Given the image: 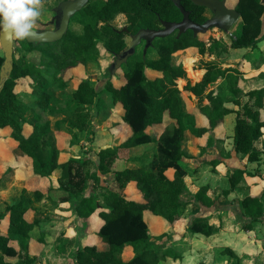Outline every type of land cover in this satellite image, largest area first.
<instances>
[{
    "label": "trees",
    "instance_id": "16d2710c",
    "mask_svg": "<svg viewBox=\"0 0 264 264\" xmlns=\"http://www.w3.org/2000/svg\"><path fill=\"white\" fill-rule=\"evenodd\" d=\"M181 2L194 21L202 23L209 17L207 11L212 14L210 9L196 5L191 0ZM235 8L241 12L243 19L235 34L224 31V37H211L210 41L200 35L195 36L192 29L180 36L175 31L154 39L146 53L144 50L137 53L136 50L127 60L131 65L124 70L121 85L118 86L109 79L98 89L88 78L81 80L72 93L70 129L86 131L91 128L92 116L86 109L102 96L106 99L112 97L113 107L121 105L124 109L123 121L131 129V134L125 141L99 148V162L86 156H72L59 161L58 150L48 148L51 123L42 121L35 107L20 97L17 90L19 81L30 77L33 84L31 93L36 95V103L46 107L51 96L47 86L51 84L44 71L55 77L58 74L60 87L65 88L72 78L66 77L70 69L85 66L99 58L102 41H105L103 47H107L108 52L120 53L128 46L127 35L136 33L141 28H160L161 20H182L180 8L172 0H90L71 18L69 29L61 40L34 43L26 38L16 39L13 69L0 92V130L11 129L10 135L18 141L19 152L32 158L35 175L42 178L53 177L57 172L58 184L46 189L30 190L25 187L32 191L33 196L24 193L19 201L7 205L9 225L7 231L0 230V264L35 263L37 256L31 252V232L40 222L35 217L30 219L29 212L35 209V202L58 193L57 201L61 203L76 200L75 210L80 217L90 216L99 207L103 208L100 215L104 223L98 232L99 241L77 250L75 257L78 264H158L170 254L175 258L180 257L170 249L162 252L153 249L145 211L149 210L152 214L175 223L191 202H198L206 208L212 206L209 185L201 186L189 198L184 197L189 191L187 169L183 162L189 152L183 147L184 141L203 136L218 127L227 114L236 112L235 150L247 154L250 161H257L264 154V120L260 112L264 88L249 91L247 95L254 99L253 103L248 101L240 110H233L226 107L225 102L234 100L240 103V99L236 98L240 92L236 69L224 68L216 58L202 57L198 62L200 68L205 69L201 80L195 84L188 81L180 89L178 79L186 78L187 71L183 64H173V54L190 47L198 48L200 54L208 52L210 55H220L221 51L224 52L229 47L256 46L264 31V1L238 0ZM120 14L127 17L128 31H118L112 24ZM73 26L78 28L77 31ZM226 36L230 37L229 42L226 41ZM141 44L145 45V41ZM150 48L156 51V57L147 56ZM33 50L42 52L39 63L26 55ZM4 60L5 56L0 54V70ZM148 70L159 72L160 75L150 78ZM220 78L223 79L221 89L215 91L211 85ZM192 94L198 99L197 109L189 108L186 96L191 97ZM197 112L208 118V126L198 124ZM156 125H163V130L149 132ZM26 126H31V131L28 132ZM259 139L260 150L254 148ZM213 141L214 138L210 136L208 145ZM150 142L156 144L154 159L145 161L130 156L129 152L133 147ZM15 153L19 156L16 149ZM123 154H128L125 155L128 163L137 165L115 169L117 159L122 158ZM209 162L220 163L219 159ZM170 168L175 169L173 178L167 175ZM107 173H113L120 190L101 184V174ZM252 175L245 168L235 169L229 174L231 188L223 189L222 194L228 195L242 180L248 181ZM7 177L4 176L2 183L9 181ZM90 180L104 189L101 199L98 193L86 194ZM133 181L140 190L142 201L130 199L123 193V189ZM240 204L243 214L251 218L243 226L249 230L253 221H259L263 217L262 197L247 195ZM3 218L4 215H0V223ZM189 229L193 233L208 236L214 232V227L204 217H195ZM127 247H131L135 253L129 260H125L123 255ZM224 252L236 255L230 248H226ZM16 259L18 260L14 261Z\"/></svg>",
    "mask_w": 264,
    "mask_h": 264
},
{
    "label": "rangeland",
    "instance_id": "374dc122",
    "mask_svg": "<svg viewBox=\"0 0 264 264\" xmlns=\"http://www.w3.org/2000/svg\"><path fill=\"white\" fill-rule=\"evenodd\" d=\"M238 0H228L227 5L229 7L234 8L236 6ZM60 0H43L42 7L40 10L44 12H48V10L56 7L59 4ZM207 15L209 12H206ZM52 18H50L49 27H53ZM242 17L235 23V25L227 32V34H235L242 22ZM112 24L121 29L124 26H127V17L123 14L118 15L113 21ZM36 28V27H35ZM75 26H73V29ZM77 31V27L75 28ZM224 30H220L218 28H213L208 30L206 33H200L199 35L206 40L211 41V37H224L223 36ZM227 37V36H226ZM226 41H230V37L225 38ZM131 40L130 35L126 36V41L129 43ZM105 44V41H102ZM209 43V42H208ZM102 43L101 48V55L96 61H90L85 66H79L76 68H72L66 74V77H72L71 80L68 82L65 88L60 87L59 82V75L57 74L56 77L47 74L45 71L43 72L45 77L49 80L51 85H48V90L51 93L49 102L46 107L39 106L36 103V95L32 92L33 84L30 77L23 78L19 81L17 90L20 93V97L23 98L25 101H28L35 107V110L38 114L41 115L42 121H50L51 128L48 133V141H49V149H57L59 152V161H65L70 157H84L90 158L96 162H99V156L97 155L99 148L103 145L110 144L116 145L125 141L131 134V129L127 123L123 121V113L124 109L121 105L116 107L112 106L113 98L106 99L105 96L101 98H97L93 104L88 105L86 112L91 114L92 118V125L91 128L86 131H78L77 129H70L69 128V121L71 119V100H72V93L73 90L76 89L78 84L81 80L88 78L91 83H93L98 89H101L105 83L111 79L116 85H121L124 81V70L131 65V62H123L122 65H116V56L107 51V47H103ZM17 46V42L15 40L14 45V53L15 48ZM143 44H141L137 48V53H141L144 50ZM151 49V48H150ZM147 53L148 57H156L157 53L155 50H150ZM229 49V48H228ZM221 51L220 54H213L206 52L205 54H200L198 48L190 47L181 51H178L173 54V64H183V67L187 71L186 78H179L178 84L180 89H183L188 81L195 84L201 80L203 69L199 66V59L200 58H216L221 64L222 59L221 57L228 52ZM218 51V50H216ZM223 52V53H222ZM0 54L4 55V49L1 45L0 41ZM29 59L39 63L41 61L42 52L39 50H33L26 54ZM192 57V58H191ZM191 61L192 67L194 71H189L186 67V64ZM223 66V65H222ZM240 72L242 65L240 63H235L234 66H231ZM201 73V74H200ZM197 74V75H196ZM148 75L150 78H155L160 75L159 72H155L152 70H148ZM221 78L218 79L215 83L211 85L215 91H219L221 89ZM29 94L31 96H29ZM187 102L189 108L197 109L198 99L195 96L187 97ZM208 101V100H205ZM207 123L202 119L199 121V125ZM164 126H157L155 129H150L149 131L155 133V131L160 132L163 130ZM31 126H26V130L29 132L31 131ZM11 129L6 128L0 130V215H4L0 223V230L6 231L8 225V217L9 214L6 211V207L8 204L15 203L19 201L24 193H29L32 195L33 189L41 188L46 189L48 186L57 185V172L53 177H39L34 174V167H33V160L26 154L19 152L17 149L18 141L15 140L10 135ZM215 139H216V132L212 131ZM207 135L203 138L194 139L193 141L187 139L183 143V147L186 151L189 152L188 156L183 158L184 163L187 167V176L186 181L192 185L188 186V190L185 194V198H189L191 193H194L197 188L194 187L197 185V180L200 182H204L207 180V177L211 174L213 175L214 172L219 174L220 163L214 164L209 162L208 160H204L203 153L199 154V150L195 148V143L205 142L207 139ZM214 142V141H213ZM213 144V143H212ZM212 144L208 145V147L212 146ZM260 144L259 140L256 143V147ZM17 150L19 156L16 155L15 150ZM207 149V148H206ZM216 152V149H213ZM206 151V150H205ZM191 152V153H190ZM212 152L209 156L210 159H217L216 157L219 156V153ZM193 153V154H192ZM194 153L198 154L195 155ZM131 157H139L145 161H151L154 159L156 155V144L155 142L149 144H141L129 152ZM128 155V154H125ZM125 155L118 160V163L115 164V169H121L126 166H136L135 164L128 163L125 160ZM200 156V157H199ZM202 156V157H201ZM207 158V159H209ZM219 159V158H218ZM220 161V159H219ZM264 161V155L260 159V163ZM258 169V168H256ZM261 169L259 168V171ZM214 171V172H213ZM227 176H229V172ZM171 173V172H170ZM223 174V173H221ZM262 174V172H261ZM9 175L12 177L9 178ZM4 176H8L7 179L9 181L3 182L2 179ZM226 176V174H225ZM219 177L221 175L219 174ZM217 179V178H216ZM101 184L108 186L110 188L120 190L119 185L114 180L113 173L101 174ZM6 181V180H5ZM230 181V179H229ZM195 185V186H194ZM231 186V183H230ZM28 188L30 190L25 189ZM195 189V191H193ZM104 189L95 184L93 180L89 181L88 189L86 190V194L89 193H98L99 198L101 199V195ZM124 191V189H123ZM133 191L129 193V195L134 196L135 199H140L139 194H133ZM134 193H136L134 191ZM59 195V193H58ZM58 195H51L45 196L43 200L39 202H35V209L29 212V218L35 217L39 220V225L32 230L31 235L35 238V240L43 242L49 241L50 244L48 245L49 252L55 251V247L52 245L58 243V240L65 233H70V227L76 228L78 222H84L77 218L76 216V200H71L68 202H59L57 201ZM141 200V199H140ZM197 205H200L198 202H193ZM189 206V205H187ZM202 206V205H201ZM192 207V208H191ZM196 206H190V211L194 209V212L198 210L195 208ZM147 217V224L148 230L151 234V245L153 249L162 250L166 247H170L173 244V239L178 238L180 236L179 229H183L186 226V220L180 222L179 226L175 228V223H169L158 216L152 214L151 211H145ZM148 215V216H147ZM152 215V216H150ZM193 215V214H192ZM193 219V218H192ZM191 219L189 220V222ZM244 226V224H242ZM178 229V230H177ZM94 237V236H93ZM88 239H92V236H89ZM18 246L17 244H15ZM76 249V248H75ZM74 249V250H75ZM70 249H66L63 253L62 257H66V262L73 264L72 259L69 258ZM43 252V251H41ZM41 252L37 251V255H40ZM45 252V251H44ZM56 252V251H55ZM40 253V254H39ZM57 253V252H56ZM130 255V253H128ZM236 256V255H233ZM69 258V259H68ZM174 258V257H173ZM175 259V260H174ZM171 259L170 256L164 258V262H160L159 264H177V259ZM18 259L14 260L17 261ZM60 260H55L54 264H57ZM235 263V262H234ZM34 264H38L35 262Z\"/></svg>",
    "mask_w": 264,
    "mask_h": 264
},
{
    "label": "crops",
    "instance_id": "0c3cea01",
    "mask_svg": "<svg viewBox=\"0 0 264 264\" xmlns=\"http://www.w3.org/2000/svg\"><path fill=\"white\" fill-rule=\"evenodd\" d=\"M56 7L48 10V12L40 10L41 14L36 22L35 27H49L48 25L51 21L50 18H54ZM221 59L223 60L222 65L224 68L234 66L235 63H240L242 65L240 72L237 73L239 76L238 87L240 88V92L238 93V95H236V98L240 99V103H236L234 102V100H228L225 102V106L233 110H240L248 101L250 104H252L254 99H250L247 93L253 89L264 88V31L261 40L257 43L256 46L242 48L229 47L228 52H226L221 57ZM202 72L205 73V69H203ZM222 81L223 79H221L220 82ZM192 95L195 96L194 94ZM260 112L261 118L264 120V98L262 108H260ZM196 118L198 124L199 121H202L203 119L207 123H204L202 125H209L208 118L203 113L197 112ZM236 118V112L227 114L224 118V121L218 127L206 133L208 135L205 142L198 141V143H195L194 145L195 148L199 150V154L203 153L204 160L206 161L212 160L209 158V156L212 152H215L213 149H216V152L219 153V156L216 158L220 159L219 174L221 175V177H219V174L213 171L214 174H211V176L209 175L206 181L200 182L199 180H197V182H195L197 183V185H194V188L196 189L198 187L197 190L203 185H209L210 189L208 193L213 198L212 206L206 208L193 202L189 203V206H187L182 217L176 221L175 228L176 226L178 227L179 224H181L180 222L186 220V226L183 229H179L180 236L173 239V244L170 245L169 248L166 247L165 250L156 249L160 252L170 249L171 251L180 255V257L176 258L177 264L264 263V214L261 220L252 222L251 229L246 230L243 228L242 224L250 221L251 218L243 214V210L240 204V201L247 195L260 196L262 197L264 203V161L262 163L259 162L264 154H261L260 159L257 161H250L248 160L247 154L237 152L235 150L234 135ZM157 126L161 125H156L151 129H155L157 128ZM212 131L216 132V139L213 133H210ZM204 136L205 134L203 136H195L189 138V140L193 141L194 139L196 140L199 138H203ZM210 136L214 138V142L212 146L208 147V139ZM259 142L260 144L257 147V142L255 143V149H261V139H259ZM14 150L15 147L13 148V151ZM194 154L198 155L196 153ZM118 160L120 159H117L116 164L118 163ZM237 168L247 169L253 174L252 177H249L248 181L242 180L235 188L231 190L228 195L222 194L223 189L231 188L229 176H227L228 170H230L229 174H231ZM259 168L261 169L260 171ZM174 172L175 169L170 168L167 170V175L170 178H173ZM187 186L192 185L187 182ZM195 189H193V191H195ZM132 190L136 192L134 193L133 191V194L140 193V190L137 188L135 181L130 182L129 185L124 189L123 193L130 199L142 201V197L140 198V200L135 199L134 196L132 197V195H129ZM140 196L141 195H139V197ZM193 205L196 206L195 208L198 210L197 212H194V209H192L193 212L190 211L189 207ZM101 210H103V208L99 207L94 213L86 217H80L76 213L77 218L84 220V222H78L76 228L70 227V231L72 232L65 233L63 235L64 237H61V239L58 240V243L50 247L52 248L54 246L57 253L55 251L49 252V241L40 242L35 240V238L32 236L33 239L31 241V252L37 256L35 262H37L38 264H54L55 260H60L57 264H70L65 261L66 257H62L65 250L70 249L71 251L68 254L69 258L72 259V263L74 262L73 264H78L75 257V253L77 252V250L80 247L93 245L99 241L98 232L104 223V220L100 215ZM195 217L206 218L208 222L214 227V232L209 236L199 232H191L189 228ZM160 218L165 220L162 217ZM145 219L147 221L146 214ZM190 219L191 221L189 222ZM89 236H92V239H88ZM226 248H230L236 254V256L224 252ZM37 251H43L41 252V258L40 255H37ZM128 253H130V255ZM134 254L135 253L133 249L131 247H127L123 253L124 259L129 260L134 256ZM169 256L171 259L175 258L172 254L167 255V258H169ZM161 261L165 263L164 259L160 260V262Z\"/></svg>",
    "mask_w": 264,
    "mask_h": 264
},
{
    "label": "water",
    "instance_id": "95a60500",
    "mask_svg": "<svg viewBox=\"0 0 264 264\" xmlns=\"http://www.w3.org/2000/svg\"><path fill=\"white\" fill-rule=\"evenodd\" d=\"M90 0H63L55 8V16L52 20L53 27L34 28L31 35L26 39L34 43L56 42L61 40L67 33L71 18L79 12ZM182 11L183 19L180 21L161 20V27L141 28L136 33L130 34L131 40L128 46L120 53H116V65H122L128 58L136 53L137 47L145 41L144 51L153 44L157 37L168 36L178 31V36L188 29H192L195 36L200 33H206L208 30L218 28L220 30L229 31L235 23L242 17L241 12L235 7L227 5L228 0H191L196 5L207 7L211 10L212 16L204 22L194 21L190 17V12L184 7L181 0H172ZM264 1V0H263ZM118 31H128V27L124 26ZM15 38L10 33L5 32L0 21V41L4 49L5 60L0 70V92L5 86L7 79L10 77L13 69V55ZM112 146L110 144L103 145L102 148Z\"/></svg>",
    "mask_w": 264,
    "mask_h": 264
},
{
    "label": "clouds",
    "instance_id": "9594fccd",
    "mask_svg": "<svg viewBox=\"0 0 264 264\" xmlns=\"http://www.w3.org/2000/svg\"><path fill=\"white\" fill-rule=\"evenodd\" d=\"M43 0H0V21L5 32L18 40L31 35Z\"/></svg>",
    "mask_w": 264,
    "mask_h": 264
},
{
    "label": "bare ground",
    "instance_id": "6f19581e",
    "mask_svg": "<svg viewBox=\"0 0 264 264\" xmlns=\"http://www.w3.org/2000/svg\"><path fill=\"white\" fill-rule=\"evenodd\" d=\"M191 58H192V57H191ZM186 67L188 68L189 71H194L195 73H198V74H199V72H196V70L193 69L191 61H189V62L186 64ZM200 74H201V73H200ZM196 75H197V74H196ZM203 75H204V74H203Z\"/></svg>",
    "mask_w": 264,
    "mask_h": 264
},
{
    "label": "flooded vegetation",
    "instance_id": "af4514ba",
    "mask_svg": "<svg viewBox=\"0 0 264 264\" xmlns=\"http://www.w3.org/2000/svg\"><path fill=\"white\" fill-rule=\"evenodd\" d=\"M211 16H212V14L208 18H210Z\"/></svg>",
    "mask_w": 264,
    "mask_h": 264
}]
</instances>
